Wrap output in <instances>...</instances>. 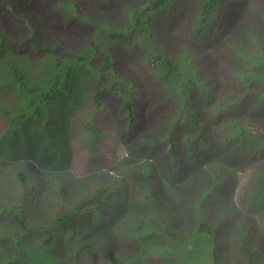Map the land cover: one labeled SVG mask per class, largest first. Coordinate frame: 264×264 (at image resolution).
<instances>
[{
	"label": "rangeland",
	"instance_id": "1",
	"mask_svg": "<svg viewBox=\"0 0 264 264\" xmlns=\"http://www.w3.org/2000/svg\"><path fill=\"white\" fill-rule=\"evenodd\" d=\"M14 1H16V5ZM197 1L175 0L176 6L187 4L189 7H185L184 12L178 11V14H172L170 19H166L169 20L168 22L163 21L162 24L156 25V29L153 30V33H155L153 37L156 40L155 47L158 53L166 54L174 61L180 60L181 64L184 59L180 57L183 54L182 51L186 42L191 44L192 51L209 59L208 63L210 61V65L214 67L219 52L227 54L228 50L231 51L230 48L225 47L231 37L240 33V24L245 27V30H264V22H262L259 12L260 7L264 8V0H228L229 5L219 12V20L227 19L224 22V28L218 31V33H221L214 39L212 38L217 32L208 38L207 36L202 37L199 44L192 39L189 32L182 28L184 21L189 20L191 16L192 20L196 17L193 2L197 3ZM119 2L117 0H94L93 2L92 0H62V3L68 5L73 3L78 5L80 3L79 6L82 8L85 6L88 8L96 7L91 17L94 26L77 30L73 24L75 23V16H80V14L76 13L74 9H70L68 14L71 16L59 15L60 9L55 0H22V2L20 0H0V49L2 50L0 52V58L2 59L0 73H4L5 78H7V70L11 65L9 63L16 61L14 64L17 66L18 75L24 83L26 80L36 86L43 80H47L46 84L40 85L42 90L52 88L50 80L58 75L61 80L58 81L56 87L61 88L63 91L67 88H73L71 80L79 85L80 82H86L85 77L92 79L87 73L84 76L78 70V59L76 57L78 53L87 52L88 59L84 67L89 70L90 62L95 61L96 54L92 50L91 54L90 50H86L84 45L88 44L90 39H96L99 44H106L105 35H107V30L103 28L105 26H109L110 29L121 27L130 20L127 10L130 9L129 6L133 1L126 0L121 5ZM230 9L231 11L228 12ZM25 12H29V16H31L26 20V25L24 24ZM28 26H30V30ZM32 28H34V31L31 30ZM188 29L190 31L192 27ZM138 34H140L139 28L135 31V35ZM60 36L66 37L70 44L67 52L51 53L54 56H50L53 64L55 63L54 65L58 71H62V73L59 74L58 72V75H54L55 72L51 71L48 66V60H50L48 55L35 60L30 38H36L39 45L48 43V45L53 44V47H55L57 43L59 44ZM94 36L95 38H93ZM21 43L24 46H21L23 45ZM99 44H97V47ZM138 45L141 48L139 52H137ZM26 48H29V50ZM111 50L116 55V67L122 72L125 70L124 65H131V62L140 63L143 60L142 57L147 53V48L142 43L141 38L133 48L118 43L111 47ZM58 57H60L61 64L56 62ZM75 58L76 61H74ZM69 64H72L74 70H72L70 76L66 77L64 69ZM204 66L205 60L200 59L199 74L205 73ZM191 68H188L186 64L182 67L187 77L191 76ZM208 68L210 67L208 66ZM10 72L13 73L14 69ZM124 72L128 74L130 69ZM70 77H72L70 86L62 88L65 82L64 78L67 80ZM5 89L13 90L12 84L5 86ZM140 90L137 101L139 104L145 105V96H141L145 90L143 84ZM25 93L29 95V92ZM78 93L81 94L82 91ZM162 94L164 95V101L159 105L153 102L154 98L150 97L148 99L147 107L150 110L146 115H140L134 140L129 138V141L126 142L124 138H127V136L123 135L124 138H122L121 134L124 133L122 131L123 123L120 128H117L115 124L116 129L114 132L118 134V137H121L119 141L110 138L111 136L106 138L96 137L94 140L92 139V142L89 141L90 145H88L87 137L80 139L79 120L71 125L68 134L69 170L76 180L91 173L101 172V170L108 171L111 174H121L128 178L129 173L126 170L130 168L131 164L134 165V162L128 163L126 160L130 154L136 155L134 156L136 159H141L140 164L142 167L149 166L151 168L149 173L138 175L139 178L146 180L142 183V188H136L135 184L131 186L128 183L126 189L128 202H125L126 206L123 205V201H120L116 208L117 211L114 209L108 210L109 208H107L110 212L108 222L100 223L96 227L98 235L92 238L79 233L77 234L78 241L76 240V244L69 240V231L66 233L62 229L54 231L55 241H53V244H51L52 241L49 243L45 241L48 234H51L50 228L53 223V216L49 214L35 215V213H32L25 221L24 229L17 225L15 226L17 230H11L14 225L11 216L20 223L24 222L23 204L19 201L23 192L21 193L19 181L15 177V171L19 168L17 165L23 164V161L18 162L15 159L19 157L18 154L22 153L20 146L26 138L15 136L6 142L0 140V145L4 144L0 153V214L10 215L5 217L3 224H0V264H4L3 258H10L11 260L16 258L24 264H208L213 258L212 253L215 250L211 239L207 240L204 236L197 238L188 236L184 239H177L169 231L167 218L171 220L172 230L174 231H179V225L196 222L195 211L198 210L194 204L200 202L202 196L209 190L212 189L213 191V188L222 179H225L226 185L222 192L218 191L221 195L209 198L204 206L213 215H223L226 218V214H228L232 217L228 221L229 224L222 226L218 231L217 258L220 260H233L241 255L238 252V245L234 238L235 228L233 225L235 223L237 226L245 225L247 221L252 222V226L249 228L251 234L247 235L250 238L248 244L252 243L251 247L259 246L261 248L259 257H264V206H259L258 201L251 200L248 194L249 192L252 193L253 190L250 185V182L253 181V177L250 175L251 172L255 173L258 166L264 165V158L258 156L262 151L258 154L256 152L252 153L251 149L253 147H249V144L247 146L242 135H240L243 128L231 124L229 126L230 132H227V139H224L223 129L205 134L207 137L211 136L210 139L213 143L209 146L204 144L199 146L198 151L201 152V156H192L189 149H187V143L185 144L184 141H182V144H177L175 149H177L178 157L175 165L172 161V155L168 153L162 142L156 145H146L138 141L137 138V136L143 134L149 136V134H152L151 129L154 128L156 129L155 135L162 137L164 131L170 128L171 119H174L176 115L171 103L178 105L179 97L175 96L170 102L166 100V90ZM1 96H5L4 100L9 103V106L0 102V137L7 127L8 129L10 126L12 127L21 115L31 107V104L27 106L25 101L20 102L19 96L2 92L0 88ZM84 96L88 101L87 90H85ZM250 102V100L244 101L241 99L243 106L236 109L238 105V100H236L232 105H229L230 107L224 109L223 106L226 101L222 97H217L209 104L210 115L221 120V123L224 121L223 126L229 118L233 121L232 123L244 122L246 114L250 115L249 111H252L248 107ZM64 103L65 100H53L51 102L52 114L48 120L57 127V130L59 125H64L63 129L65 130L73 121L70 120L69 114L64 117L61 113L58 114L60 106H63ZM8 107L11 110L6 112ZM66 108H68L67 113L71 110L73 113L70 104H67ZM236 111V117L230 116ZM251 115H255V118L259 116L255 112ZM74 118L73 116L72 119ZM58 119H61V121L59 122ZM114 119L116 121V118ZM134 123L135 119L132 121V126ZM207 125L210 126L211 123L207 121ZM103 128L107 130L102 122L101 129ZM146 129L148 132H146ZM82 131H85V129L82 128ZM149 137L153 138L152 135ZM49 140L53 144V140ZM80 140H84L85 144L81 143ZM131 140L135 143H132ZM127 143L130 146L127 147ZM245 152L249 154L246 155ZM151 157L153 158L151 159ZM38 162L40 163L39 169H44L48 163L53 166L61 163L60 159L54 155L50 156L49 159L38 158ZM27 164L28 170L32 168L29 163ZM39 172L34 167V177L32 178L37 179ZM98 178H100V175ZM27 191L28 189H26ZM35 191L39 197L37 190ZM4 208L8 209L5 210ZM122 209H126V211L121 216L120 210ZM143 209L146 210L144 214ZM103 213L104 211L99 218L105 215ZM92 217V213H86L81 216V220L85 226H90L93 225ZM124 217L131 219L130 222L123 223L122 218ZM163 220L165 223H163ZM30 226L33 227L29 229ZM155 228L157 231L159 230V233L145 237L139 243L141 234L145 231H153ZM9 231H13V233L7 235L9 239L4 238V233ZM14 235H16L17 240L14 239ZM96 238L99 245L95 244ZM88 240L89 248L85 245H88ZM131 241L132 243H130ZM5 242L11 245V251L17 248L18 253L11 252L6 247L4 248ZM78 244L82 246L79 250ZM22 258H24V261ZM181 259L183 260L179 263Z\"/></svg>",
	"mask_w": 264,
	"mask_h": 264
},
{
	"label": "trees",
	"instance_id": "2",
	"mask_svg": "<svg viewBox=\"0 0 264 264\" xmlns=\"http://www.w3.org/2000/svg\"><path fill=\"white\" fill-rule=\"evenodd\" d=\"M22 2V0H20ZM56 1V0H55ZM94 0H92L93 2ZM122 1V0H117ZM126 1V0H124ZM119 2L120 5L124 2ZM132 4L129 6L130 9L127 13L130 15V20L126 22L121 27H113L110 29L109 26H105L103 29L107 30V35H105L107 42L106 44H99L97 40L90 39L88 44L86 43V50H90L96 54V60L99 64L94 61L90 62L89 71L95 80V84L92 83L91 79L87 78L89 81L87 86L89 100L86 101L85 96H78L74 92L73 88L62 90L57 88L56 84L61 78L58 75L62 71H58L57 67L53 64L52 60H48V66L51 71H54V79L50 80L52 88L49 89V94L57 96L59 99L66 98L67 103L70 104L73 109L68 113L69 118L72 121L71 124L65 128L64 125H59V129L55 127L49 132H42V129L46 130L50 128L53 123H50L48 118L41 110V103L43 98L37 97L38 107L36 113L33 117H45L41 123L34 121V124L30 128L25 130H20L16 133V136L20 138H26L24 143L20 146L21 150L31 143L32 138H39V135H45L47 137H52L49 139L53 140V144L49 141L46 144L45 149H49L53 152L54 156L59 157L61 163L59 165L60 170L47 171L37 169L40 172L37 174V179L34 177V173L30 175L27 171L22 168L16 169V179L20 182L23 190V195L20 197V201L23 204V215L28 218L29 215L35 213V215L49 214L53 216V223L50 228L51 234L49 233L46 242L55 241L54 231L56 229H62L66 233L69 231V240L76 244L77 234L84 236H90L92 238L96 237L98 230L96 227L100 223L108 222V217L110 212L108 210H116L117 205L120 201H123V205L126 206L125 202H128V195H126V189L128 188V183L133 186L135 184L136 188H142L141 185L144 180L138 177L139 174H147L151 168L149 166H141L140 158H134L133 154L128 155L129 158H125L128 163L134 162V165L127 168L129 175L126 178L121 174H111L108 171L101 170V172L91 173L83 178L76 180L70 170L66 169V163L69 156V145H68V134L73 123L79 122V127L81 128V137H87V144L90 145L92 139L96 137L106 138L112 136V138L120 140L118 134L114 132L115 124L117 128H120L121 124L124 123L121 134L122 138L124 136L130 135V131L133 129L132 121L136 116L140 114L146 115L150 110L147 107L148 99L154 98L153 102L159 105L163 103V92L166 90L167 96L166 100H171L175 96L179 97L178 105L171 103L175 118L171 119V126L167 131H164L162 137L156 138L155 130L151 129L152 137L150 138L147 134L137 136L138 141L145 143L146 145H156L164 144L168 153L172 155L175 165V147L182 141L187 143L192 156H201V152L198 148L201 144L209 146L211 142V136H205L206 133H212L223 129L224 139L228 138L229 126L231 124L238 125L242 129L240 135L251 149L252 153H257L262 151L264 155V30H252L243 27L241 24L239 26L240 33L235 34L228 41L225 48H230L231 51H227V54L219 52V56L215 59L216 64L214 67L208 63L207 58H204L200 53H195L191 50L190 45L185 42L182 56L180 58L184 59V62L180 64V60H172L168 55L158 53L156 50V40L153 37V30L156 29L157 24H162V22H168L172 14H178V11L184 12L187 4L183 6H176L175 0H132ZM259 1V0H258ZM57 6L60 9L59 15L65 14V16H71L68 14V10L74 9L76 13L80 16H75V29L84 30L87 26H94L92 22V15L94 14L95 8L80 7L79 4H63L57 2ZM16 5V1H14ZM229 5L228 0H198L197 3L193 2L195 7L194 13L196 17L192 20V16L189 20L183 22L182 28L189 32L196 42L200 44V38L207 36V38L213 33L224 28L225 20H219V12L221 9L226 8ZM6 6V5H4ZM7 7H9L7 5ZM259 10L261 15V20L264 22V8L260 7ZM228 10V12H230ZM26 17L24 18V24L26 25V20L31 16L30 13L25 12ZM166 20V21H165ZM219 21V23H217ZM192 27L189 31L188 28ZM139 28L140 34L135 35V31ZM211 28V30H210ZM30 30V26H28ZM32 30V29H31ZM112 31V32H111ZM142 32V34H141ZM213 36L212 39L218 37L221 33ZM95 38V36L93 37ZM141 38L142 43L147 48V53L142 57L140 63H132L131 65L126 64L124 68L126 70L130 69L127 74L124 71H119L115 65L116 55L111 50L114 45L122 44L127 47H135L136 43ZM206 38V39H207ZM31 43L34 45L35 50H51V47L40 48V45L35 39L30 38ZM22 44V43H21ZM69 42L66 37H59L58 46L53 49H59L67 52L69 48ZM97 44L98 47H97ZM137 52L141 51L140 46ZM92 50V51H91ZM80 63L83 65L82 71L88 74L87 70L84 68L86 66L87 60L86 55L83 54L79 56ZM178 58V59H180ZM200 59L205 60V73L199 74L200 68H198ZM186 64L188 68H191V76L187 77V74L183 71L182 67ZM208 66L210 68H208ZM72 64L67 65L64 69L66 72L65 76H70L72 72ZM13 68L10 67L11 71ZM64 84L62 88L68 87L67 80L64 78ZM66 83V85H65ZM5 82H1L0 85L4 86ZM145 88L143 95L145 96V105L139 104L137 101V96L139 89ZM17 89L20 92H16L19 95L20 102L24 101L25 96H22L24 87H21L22 83L19 82ZM84 85H81L83 87ZM77 85H75V88ZM163 90V91H162ZM146 91V92H145ZM162 91V92H161ZM8 92V91H2ZM177 92V93H176ZM64 95V96H61ZM244 96V97H242ZM217 97H222L226 101L224 105L225 108L230 107L236 100L243 99L244 101L250 100L248 107L252 109L250 115L244 118V122L232 123L233 121L229 118L225 123H221L219 119L214 118L210 115L209 104L212 103ZM7 106L9 104L4 103ZM166 104V103H164ZM240 102L238 101V105ZM35 106L33 105L29 109L30 115L33 113ZM141 108V109H140ZM68 108H66L67 111ZM10 107H8V112ZM178 114H177V113ZM253 112L259 114L258 118L255 115H251ZM219 115V114H218ZM216 115V116H218ZM22 116V115H21ZM75 117L72 119V117ZM231 116L236 117V114ZM116 118V121L115 119ZM240 118V117H237ZM12 120V119H11ZM26 119L19 118L12 127L2 132L0 140L6 139V141L13 138L9 136L14 134L13 131L17 126L24 125ZM128 121V124H127ZM207 121L211 123L210 126L207 125ZM219 121V122H218ZM11 122V121H10ZM105 125L107 130L101 129V123ZM10 124V123H9ZM82 128L85 131H82ZM88 129V130H87ZM226 130V131H225ZM28 132H31L29 135ZM146 132L148 130L146 129ZM179 134V135H178ZM262 135V136H261ZM129 141V138H124ZM134 140V138L132 137ZM136 139V137H135ZM131 140L132 143H135ZM90 141V142H89ZM187 141V142H186ZM84 143V140H80ZM8 145V144H7ZM130 146L127 143V147ZM212 148V147H211ZM217 148V146H215ZM218 149V148H217ZM3 150V146L0 145V153ZM6 150V148H5ZM4 150V151H5ZM90 150V149H89ZM250 150V149H249ZM248 155V152H245ZM1 155V154H0ZM209 157V156H208ZM124 159V160H125ZM53 160V159H50ZM122 160V161H124ZM24 164V161H23ZM21 164V165H23ZM20 166L19 164L17 167ZM100 175V178L98 176ZM253 181L250 182L252 186V193L250 195L251 200L255 199L258 201L259 206H264V165L258 166L255 173L251 175ZM43 183V185H42ZM253 184V185H252ZM42 185V189H41ZM226 185L224 179L220 180L219 183L212 189L209 190L202 198L200 202L194 204L198 211H195V220L193 223L179 225V231L172 230L173 224L169 218L168 226L169 231L172 232L174 237L177 239H184L188 236L192 238L200 237V235L206 236L208 239H212L215 250L212 253L213 260L212 264H264V257H259L260 247H251L252 243H249L247 235L251 234L249 228L252 226L251 221H247V224L237 226L235 223L233 227L235 228V241L238 247L242 251V258H236L233 261L227 262L223 260H217V237L219 229L228 225L232 217L226 214V218L223 215H213L204 208L207 199L211 197H216L221 195L218 191H221ZM26 189L28 191L26 192ZM39 194L37 196L36 191ZM222 192V191H221ZM37 197V198H36ZM39 199V200H37ZM36 200V201H35ZM29 205V206H28ZM29 207V209H28ZM107 208H109L107 210ZM3 209V207H1ZM136 209V208H135ZM106 210V212H105ZM104 211L103 217L99 218ZM117 211V210H116ZM126 211V209L120 210L121 216ZM145 209L142 210L143 214ZM86 213H92L93 225L85 226L81 220V216ZM118 216L120 214L118 212ZM105 217V218H104ZM144 218V217H143ZM14 219V225L11 230H17L15 226L20 225L21 229L25 228L23 222L20 223L17 219ZM123 223L127 224L131 219L122 218ZM141 219V218H140ZM105 220V221H103ZM0 214V224H3ZM163 223L164 220H163ZM163 226V224H162ZM165 226V225H164ZM240 227V229H238ZM13 233V231H9ZM182 232V233H181ZM155 233H159V230L149 231L141 234L139 243L141 240L148 236H154ZM9 233H4V238H7ZM15 240H17L16 235ZM97 245H99L98 239H95ZM102 242V241H101ZM87 243V242H85ZM4 248H8L10 251L12 249L10 244L5 242ZM89 248L88 245L85 244ZM82 246L78 244V250ZM11 252H17V248H14ZM24 261V258H22ZM21 260H16L14 258L11 260L7 258L5 264H24L20 262Z\"/></svg>",
	"mask_w": 264,
	"mask_h": 264
},
{
	"label": "clouds",
	"instance_id": "3",
	"mask_svg": "<svg viewBox=\"0 0 264 264\" xmlns=\"http://www.w3.org/2000/svg\"><path fill=\"white\" fill-rule=\"evenodd\" d=\"M57 2H61L62 3V0H56ZM64 4V3H63ZM32 30L34 31V28H32ZM33 38V37H32ZM34 39V38H33ZM35 40H36V38H35ZM25 41V40H24ZM36 42L38 43V41L36 40ZM23 44V43H22ZM21 46H24V44L23 45H21ZM58 46V43L56 44V46L55 47H53V44H50V45H48V43H41V45H40V48H43V47H51L52 49L51 50H42V49H40L41 51H38V50H35V48H34V45H33V49H34V56H35V60H37V59H42L43 57H45V56H47L48 55V58L50 59V60H52L51 58H50V56H53L52 54L53 53H57V52H60V50L59 49H57V50H53V49H55L56 47ZM26 49H28L29 50V48H26ZM2 50L0 49V52H1ZM22 53V52H21ZM20 53V54H21ZM52 53V54H51ZM83 54H85L86 55V60L88 59V54H87V52H82V53H78V55H77V59H78V65H77V68H78V70L85 76V73L81 70L82 69V67H83V65L80 63V58H79V56H82ZM60 55V54H59ZM54 57V56H53ZM75 58V60L74 61H76L77 59ZM95 61L99 64V62L96 60V58H95ZM0 62H2V59L0 58ZM16 62V61H15ZM14 62V63H15ZM56 62L58 63V64H61V62H60V57H58V59L56 60ZM91 62H94V61H91ZM14 63H12V61L9 63V68L10 67H12L13 69H14V72L12 73V72H10V70H9V68H8V72H7V78H5V74L4 73H0V83L1 82H5V84H4V86H1L0 85V88H1V90L2 91H5L6 89H5V86H7V85H9V84H12V87H13V90L12 89H7L6 91H8V93L9 94H11V95H13V96H19L16 92H20L18 89H17V87L18 86H20L19 85V82H21L22 83V85H21V87H24V90H23V96H25V98H24V101L27 103V106L29 105V104H31V107L34 105L35 106V108H34V111H33V113L30 115V113H29V108H28V111L27 112H25V113H23L22 114V116L20 117V118H24V119H26L25 120V122H24V125H22V126H17L13 131H15L14 132V134H12L11 136H13V137H15L16 136V133L17 132H19L20 130H25L26 129V127H27V129L28 128H30L33 124H34V121H37V122H39V123H41L42 122V120L43 119H45V117H43V116H41V117H33L34 116V114L36 113V110H37V107H38V101H37V97H41V98H43V100H42V103H41V110H42V112L45 114V116L47 117V118H49L50 116H51V114H52V110H51V102L53 101V100H65V103H64V105L63 106H60V108H59V111H58V114H62V117H64L66 114L65 113H67V111H66V105L67 104H69V103H67V100H66V98H63V99H59L57 96H53V94H49L50 92H49V90H47V89H41L40 88V85H42V84H46L47 83V80H43L40 84H38V85H36V86H34V84H31V83H28L26 80H25V83L22 81V79H21V77L18 75L19 73V70H18V68H17V66L14 64ZM100 65V64H99ZM85 68V67H84ZM86 69V68H85ZM72 70H74V67L72 68ZM87 72H88V75L92 78L91 80V82L92 83H94L95 82V80L93 79V76H92V74L90 73V71L89 70H87ZM70 74H71V72H70ZM72 77H70V78H67V84H68V86H70V79H71ZM87 78L85 77V80H86ZM72 81V84H73V89H74V92L76 93V95H78V96H84L85 95V90H87L88 91V89H89V87L87 86V84H88V82L89 81H87L86 80V82L85 83H83V82H80L79 83V85H77V87L75 88V83H74V81L73 80H71ZM81 85H84L83 87H81ZM80 91H82V93L81 94H79L78 92H80ZM25 92H29V95L28 94H26ZM140 92H141V90L138 92V95L140 94ZM4 98H5V96H1L0 97V102L2 103V104H4V103H7V101L6 100H4ZM239 102H240V104L239 105H237V107H236V109H238L240 106H243V103H241V100L239 99L238 100ZM7 104H9V103H7ZM30 107V108H31ZM64 108H65V110H64ZM223 108L224 109H226L225 108V106H223ZM234 114H237V111L236 112H234ZM140 113L136 116V120H135V123H134V126H133V129L129 132L130 133V135H128L127 136V138H134V136H135V131H136V128H137V123H138V121L140 120ZM231 116V115H230ZM58 121L60 122L61 121V119H58ZM142 123H143V121H142ZM34 125H36V124H34ZM56 126L53 124L50 128H48V129H46V130H44V129H42V132L41 133H43V132H49V131H51V130H53L54 128H55ZM155 129V128H154ZM29 133V135H31V132H28ZM124 135V134H123ZM150 135H152V134H149V136ZM262 136V135H261ZM53 137V136H52ZM52 137H47V136H45V135H39V138H32L31 139V143L30 144H28V145H26L25 147H24V149L22 150V153H20V154H18L19 155V157L17 158L16 157V161H24V164L23 165H20V166H18L19 168H22L23 166L25 167L24 169L27 171V173L29 174V173H33V169H34V167H36V169H38V168H40L39 166V162H38V158H44V159H49V157L50 156H52L53 155V152L52 151H50L49 149H45V145L46 144H49V138H52ZM262 137H264V136H262ZM110 138H112V136L110 137ZM110 138H108V139H110ZM156 138H158V136H156ZM113 139H115V138H113ZM5 140L6 139H3V140H1V141H3V142H5ZM115 140H118V139H115ZM119 141V140H118ZM2 146L4 147V144H2ZM175 149V148H174ZM187 149H189L188 147H187ZM5 150V149H4ZM190 151V150H189ZM191 152V151H190ZM175 154H178L177 153V149H175ZM176 157H175V159H177V157H178V155H175ZM203 156V155H202ZM258 156H260V157H262V158H264V155H262V152L258 155ZM26 157H28V158H26ZM57 157V156H56ZM59 158V157H58ZM153 157H151V159H152ZM123 159V158H122ZM198 159V158H197ZM172 161H173V163L175 164V162H174V159L172 158ZM27 163H29L30 164V166H32V168H30L29 170H28V164ZM59 165L60 164H58L57 166H53V165H51V164H47V167H44V169H41V170H47V171H56V170H60V168H59ZM69 165H70V156H68V160H67V163H66V169H68L69 170ZM38 166V167H37ZM42 167V166H41ZM18 168V169H19ZM17 171V170H16ZM16 171H15V177H16ZM151 170H149L148 171V173L150 172ZM254 172H251V174L250 175H252ZM17 178V177H16ZM144 180V179H143ZM225 180V179H224ZM144 181H146V180H144ZM154 181H157V180H154ZM19 185H20V187H21V190H23V188H22V186H21V184H20V182H19ZM41 189H42V185H41ZM223 190H224V188H223ZM222 190V188H221V191H223ZM208 200V199H207ZM20 201V200H19ZM204 204H206V203H204ZM5 210L6 209H8V208H4ZM6 216H10V215H3V214H1V217H2V220H4L5 219V217ZM12 217V219H13V216H11ZM27 219L28 218H26L25 217V220H24V222H23V224H24V226H25V221H27ZM13 221H14V219H13ZM33 226H30L29 227V229L30 228H32ZM154 230H157L156 228L154 229ZM5 231V230H4ZM5 233H9L10 234V232H5ZM201 236H203V235H200V237ZM15 237V236H14ZM207 240H208V238L206 237V236H204ZM8 238V237H7ZM9 239V238H8ZM211 241L213 242V240L211 239ZM130 243H132V241L130 242ZM136 249V248H135ZM238 252H240L241 253V255L238 257V258H242V251H241V249L238 247ZM6 256V255H5ZM216 259L217 260H220V259H218L217 258V256H216ZM236 259V258H235ZM3 261H4V264H5V261L7 260V258H3L2 259ZM182 260L183 259H181V260H179V263H181L182 262ZM234 260V259H233ZM233 260H225V259H223V261H227V262H230L231 263V261H233ZM135 261V260H134ZM137 261V260H136ZM211 261H212V259L210 260V263H208V264H211ZM176 263H178V262H176Z\"/></svg>",
	"mask_w": 264,
	"mask_h": 264
}]
</instances>
